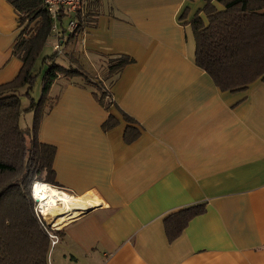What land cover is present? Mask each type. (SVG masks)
<instances>
[{
    "label": "crops",
    "instance_id": "crops-1",
    "mask_svg": "<svg viewBox=\"0 0 264 264\" xmlns=\"http://www.w3.org/2000/svg\"><path fill=\"white\" fill-rule=\"evenodd\" d=\"M204 4L84 0L87 27L69 40V16L58 24L56 63L72 57L101 79L111 59L133 62L104 82L108 110L80 77L50 88L56 102L37 138L55 148L54 187L94 206L57 230L48 264H264V82L222 92L195 65L188 22ZM20 32L0 0V85L20 70L11 55ZM197 203L204 213L169 242L163 220Z\"/></svg>",
    "mask_w": 264,
    "mask_h": 264
},
{
    "label": "trees",
    "instance_id": "trees-1",
    "mask_svg": "<svg viewBox=\"0 0 264 264\" xmlns=\"http://www.w3.org/2000/svg\"><path fill=\"white\" fill-rule=\"evenodd\" d=\"M8 2L21 27L11 52L21 67L14 79L0 85V264H48L51 230L35 215L31 188L34 182L56 185L55 148L37 138L42 117L56 102L49 96L50 88L58 78L80 77L93 90L95 100L108 110L112 105L110 82H104L133 60L125 55L111 59L99 79L84 71L72 57H68L66 67L56 63L60 54L52 48L53 54L44 57L39 70H35L45 44L49 40L53 42V21L44 9L43 0ZM213 2L221 5L222 10H216ZM85 6L76 15L77 28L68 32L69 40L92 21L83 13ZM200 12L207 24L200 18ZM66 15L59 13L57 17L58 32ZM188 24L194 39V63L220 91H244L256 81L264 82V0H205L201 11ZM59 41L62 45V36ZM38 74L42 75L40 95L35 101L31 94ZM21 98L29 101L28 107L22 108ZM26 113H31L32 122L30 127L22 129L19 121ZM112 120L110 116L106 119L103 130L114 125ZM134 137L127 131L125 140ZM204 210L205 204L197 203L169 214L163 220L168 241L176 239L188 222Z\"/></svg>",
    "mask_w": 264,
    "mask_h": 264
},
{
    "label": "bare ground",
    "instance_id": "bare-ground-1",
    "mask_svg": "<svg viewBox=\"0 0 264 264\" xmlns=\"http://www.w3.org/2000/svg\"><path fill=\"white\" fill-rule=\"evenodd\" d=\"M36 202H39L41 215L54 229L64 222L93 207V202L86 197H73L45 183H37L32 191Z\"/></svg>",
    "mask_w": 264,
    "mask_h": 264
},
{
    "label": "built area",
    "instance_id": "built-area-1",
    "mask_svg": "<svg viewBox=\"0 0 264 264\" xmlns=\"http://www.w3.org/2000/svg\"><path fill=\"white\" fill-rule=\"evenodd\" d=\"M44 9L49 14L50 18L53 21V25L51 27V32L53 34V44L52 48L57 54H61V47L59 41V32L57 30L56 20L59 13H66L69 16V22L67 24V31L72 33L77 27L76 15L80 13L84 8V0H43ZM40 182H34L31 188V196L36 204L34 207V212L37 217H40L43 220L41 215L39 202H36L33 197L32 191L35 185ZM57 189V188H56ZM60 190V189H58ZM51 231L49 232L50 237V246H54L58 242V237L54 233L55 229H52L47 226Z\"/></svg>",
    "mask_w": 264,
    "mask_h": 264
},
{
    "label": "rangeland",
    "instance_id": "rangeland-1",
    "mask_svg": "<svg viewBox=\"0 0 264 264\" xmlns=\"http://www.w3.org/2000/svg\"><path fill=\"white\" fill-rule=\"evenodd\" d=\"M67 24V23H66ZM77 28V27H76ZM50 41L51 40H49L46 44H45V46H44V48H43V50H42V52H41V55H40V57L38 58V60H37V63H36V65H35V70H39V67H40V63H41V61H42V59L44 58V57H46V56H50L51 54H53V50H52V46H51V43H50ZM60 44V43H59ZM60 47H61V45H60ZM61 52H62V50H61ZM61 55H64V54H61ZM61 55H58V56H61ZM59 59H58V57L55 59V62H57ZM36 72V71H35ZM101 76L104 74V72H101V73H99ZM41 74H38V76H37V78L35 79V82H34V85H33V87H32V94H31V96H32V99L33 100H37L38 99V97H39V95H40V85H41ZM28 104H29V101L27 100V99H25V98H21V106H22V108H26V107H28ZM31 122H32V115H31V113H26V114H23L22 116H21V118H20V121H19V126H20V128H22V129H24V128H26V127H30L31 126ZM41 183V182H40ZM46 184V183H45ZM48 184V183H47ZM50 185V184H49ZM50 186H52V185H50ZM52 187H54V186H52ZM55 188V187H54ZM61 191V190H60ZM62 192H64V191H62ZM65 193V192H64ZM33 199V198H32ZM34 201V200H33ZM35 207H36V204H35ZM78 216V215H77ZM69 220H71V219H69ZM68 220V221H69ZM43 221L45 222V224H46V226L48 225L47 223H46V221L44 220V218H43ZM67 222V221H66ZM65 223V222H64ZM48 227H50L49 225H48ZM62 227V226H61ZM60 227V228H61ZM60 228H58V227H56V228H54L56 231H54V233H57L58 231L57 230H59ZM51 247V246H50Z\"/></svg>",
    "mask_w": 264,
    "mask_h": 264
},
{
    "label": "water",
    "instance_id": "water-1",
    "mask_svg": "<svg viewBox=\"0 0 264 264\" xmlns=\"http://www.w3.org/2000/svg\"><path fill=\"white\" fill-rule=\"evenodd\" d=\"M48 226V225H47Z\"/></svg>",
    "mask_w": 264,
    "mask_h": 264
}]
</instances>
